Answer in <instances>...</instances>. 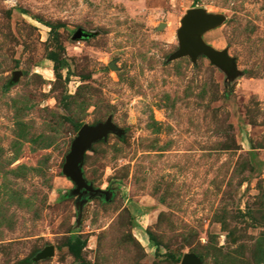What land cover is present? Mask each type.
I'll use <instances>...</instances> for the list:
<instances>
[{"label": "rangeland", "instance_id": "374dc122", "mask_svg": "<svg viewBox=\"0 0 264 264\" xmlns=\"http://www.w3.org/2000/svg\"><path fill=\"white\" fill-rule=\"evenodd\" d=\"M193 8L231 67L174 57ZM106 120L81 164L104 194L72 195L77 129ZM186 253L264 264V0H0V264Z\"/></svg>", "mask_w": 264, "mask_h": 264}, {"label": "water", "instance_id": "95a60500", "mask_svg": "<svg viewBox=\"0 0 264 264\" xmlns=\"http://www.w3.org/2000/svg\"><path fill=\"white\" fill-rule=\"evenodd\" d=\"M218 22V17L209 15L200 8L187 10L180 21L179 48L174 57L189 55L193 59L197 55H203L218 67H231L232 61L227 58L225 53L213 50L204 44L200 38L203 31L215 26ZM84 36L85 34L78 30L73 35V39H80ZM110 67L112 66L110 65ZM108 133L120 134V131L110 120L92 126L82 125L79 128L63 166L64 174L74 186L72 195L88 194V197H93L104 194L101 190L93 188L91 184L87 183L81 170V164L85 152L91 148L92 144L102 140ZM51 253V250L47 251V255ZM180 264H201V262L194 254L186 253L182 256Z\"/></svg>", "mask_w": 264, "mask_h": 264}, {"label": "trees", "instance_id": "16d2710c", "mask_svg": "<svg viewBox=\"0 0 264 264\" xmlns=\"http://www.w3.org/2000/svg\"><path fill=\"white\" fill-rule=\"evenodd\" d=\"M50 61H53L54 62V59L52 57L49 58ZM80 127H78L77 130H79ZM89 184V182H87ZM88 195V194H87ZM85 197V196H84ZM87 197V196H86ZM68 247L69 249L72 251L73 255H74V258L76 261H79L80 260V254H79V251L80 249L78 247H76L73 243H69L68 244Z\"/></svg>", "mask_w": 264, "mask_h": 264}]
</instances>
